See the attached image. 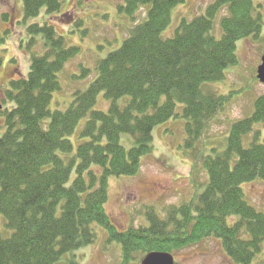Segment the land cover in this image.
Masks as SVG:
<instances>
[{
  "label": "trees",
  "instance_id": "16d2710c",
  "mask_svg": "<svg viewBox=\"0 0 264 264\" xmlns=\"http://www.w3.org/2000/svg\"><path fill=\"white\" fill-rule=\"evenodd\" d=\"M22 1V20L34 19L27 26L28 47L42 44L43 53H32L27 76L9 79L1 101L6 129L0 134V264H57L68 254L69 264H80L75 252L95 242L98 225L108 230L109 241L120 243L121 264H140L141 254L208 237L221 240L233 262L253 264L263 249L264 211L246 200L242 186L264 180L262 132L249 146L243 142L264 123V94L251 116L232 125L226 147L202 158L207 180L188 201L170 206L165 218L153 209L148 225L121 231L107 203L109 178L140 172L142 158L154 150L158 125L182 118L186 147L195 151L230 96L204 85L224 80L226 69L238 62L237 42L262 31L254 0H213L205 13L183 18L170 37L163 33L186 0H124L119 12L133 20L145 8V18L135 21L120 48L98 61L97 76L63 110L50 108L53 95L61 89V72L80 51L49 22L52 15H66L64 1ZM220 12L217 38L214 19ZM9 33L0 32V46ZM100 93L111 101L108 111L94 108ZM84 120L76 148L71 136Z\"/></svg>",
  "mask_w": 264,
  "mask_h": 264
},
{
  "label": "rangeland",
  "instance_id": "374dc122",
  "mask_svg": "<svg viewBox=\"0 0 264 264\" xmlns=\"http://www.w3.org/2000/svg\"><path fill=\"white\" fill-rule=\"evenodd\" d=\"M213 0H186L173 10L172 21L164 31V37L173 36L183 18L192 19L196 14L205 13ZM124 0H67L62 10L66 15L57 18L52 15L50 23L58 34L65 37L67 45L79 47L60 74L61 89L53 95L50 108L67 109L78 90H85L97 76V63L123 44L130 29L145 18L146 9H140L133 20L119 12L118 5ZM258 12L263 17L261 33L237 42L238 62L229 66L225 78L219 82L206 83L204 88L222 95H230L218 114L210 121L206 132L195 151L186 147L188 135L182 118H172L158 125L154 132V150L142 158V168L137 175L109 178V201L107 210L116 226L121 230L148 225L147 214L153 209L165 218L170 206L188 201L196 189L207 180V171L202 158L212 153V148L223 150L227 145L232 125L253 114L257 98L264 94V83L257 77L258 66L264 54V0H254ZM19 10V13L18 11ZM9 13L8 19L2 13ZM220 12L214 19L213 34L222 37ZM20 17V18H19ZM22 0H0V32L9 29L7 42L0 46V101L14 76H27L30 71L32 53H43L42 44L28 47L27 26L34 19L23 21ZM21 20V22H19ZM55 22V23H54ZM42 43V41H41ZM88 70L86 75L84 71ZM111 101L100 93L95 109L109 110ZM13 103L7 105L11 107ZM3 115L0 114V134L5 132ZM85 120L71 136L75 147L81 139L79 132ZM257 130L262 132L264 123L257 125L250 136L244 137V146H249ZM246 200L257 209L264 211V180L243 184ZM0 222V228H1ZM5 234L4 230L2 229ZM95 242L75 252L80 264H121L122 249L117 241H109L108 230L96 226ZM177 264H239L233 262L226 253L221 240L208 237L179 249H172ZM140 255L138 261L144 258ZM68 254L57 264H69ZM253 264H264V243L262 252L257 254Z\"/></svg>",
  "mask_w": 264,
  "mask_h": 264
},
{
  "label": "water",
  "instance_id": "95a60500",
  "mask_svg": "<svg viewBox=\"0 0 264 264\" xmlns=\"http://www.w3.org/2000/svg\"><path fill=\"white\" fill-rule=\"evenodd\" d=\"M258 78L264 83V54L262 57V62L258 66ZM3 105L0 102V109ZM141 264H176L174 256L170 252L152 251L148 253Z\"/></svg>",
  "mask_w": 264,
  "mask_h": 264
},
{
  "label": "flooded vegetation",
  "instance_id": "af4514ba",
  "mask_svg": "<svg viewBox=\"0 0 264 264\" xmlns=\"http://www.w3.org/2000/svg\"><path fill=\"white\" fill-rule=\"evenodd\" d=\"M63 1H64V3H65L66 0H63ZM69 1H70V0H67V2H69Z\"/></svg>",
  "mask_w": 264,
  "mask_h": 264
}]
</instances>
